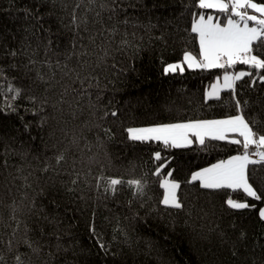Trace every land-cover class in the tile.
<instances>
[{"label":"trees","instance_id":"trees-1","mask_svg":"<svg viewBox=\"0 0 264 264\" xmlns=\"http://www.w3.org/2000/svg\"><path fill=\"white\" fill-rule=\"evenodd\" d=\"M201 13L225 21L198 0H0V264H264V165H249L256 200L189 182L243 151L228 139H128L132 127L236 115L237 101L264 135V82L247 65L232 67L252 75L219 99L204 92L224 69L165 73L186 52L199 57ZM164 177L182 208L161 203ZM113 178L123 183L106 190Z\"/></svg>","mask_w":264,"mask_h":264},{"label":"snow or ice","instance_id":"snow-or-ice-1","mask_svg":"<svg viewBox=\"0 0 264 264\" xmlns=\"http://www.w3.org/2000/svg\"><path fill=\"white\" fill-rule=\"evenodd\" d=\"M198 6L201 9H214L223 14L226 22L214 20L212 15L205 17L203 13L199 14V19L194 20L191 32L196 33L199 39V57L190 53L184 54V61L189 68L224 69L223 87L225 89H234L236 81L245 76L252 75L251 72L229 73L227 69L237 64L247 65L254 70L259 79L264 82V58L254 55L258 47H264V3H258L256 0H198ZM254 13V14H253ZM73 22H76L75 13H73ZM15 55V53H12ZM179 69L183 71L180 64L168 65L164 71L168 73ZM8 91L12 93V99L20 95V90L9 87ZM220 88L212 85L211 92H206V99H219ZM235 99V96L233 97ZM236 102L238 114L224 120L212 121H189L185 123L165 124L147 128H129L128 139L131 141L162 142L168 148L186 147L193 143L190 137H195L201 144H205V138L212 140H226L238 145L243 151L227 160H222L211 167L204 168L192 174L190 183L199 181L202 189L221 190L232 189L242 190L246 197H252L260 200L253 185L249 182V165H264V135L253 130L252 124L242 114V108L246 106ZM117 116L115 111L105 113V116ZM229 133L238 134L241 139H229ZM257 156L258 159H252ZM155 160H161L159 152L154 154ZM64 160V156L57 157V163ZM166 167V163H161L156 174ZM172 175L171 172L168 173ZM76 183L75 180L72 181ZM108 189L116 190V186L123 183L119 179L108 180ZM99 185V178L97 180ZM130 187L135 189L136 193H143V185L139 180L128 181ZM160 187L163 188L164 195L161 203L166 207L180 209L182 203L177 197L179 183L175 181H161ZM226 205L230 209L241 210L254 207L247 202H237L231 198L226 200ZM259 217L264 220V208L259 209ZM243 236V234H241ZM27 243V242H26ZM31 247V244H28ZM233 255H236L234 252ZM17 264H22L19 256L16 257Z\"/></svg>","mask_w":264,"mask_h":264},{"label":"crops","instance_id":"crops-1","mask_svg":"<svg viewBox=\"0 0 264 264\" xmlns=\"http://www.w3.org/2000/svg\"><path fill=\"white\" fill-rule=\"evenodd\" d=\"M253 14H254V13H253ZM208 15H211V14H208ZM208 15H205V17H207ZM212 16H213V15H212ZM213 18H214V20H218V19H216L214 16H213ZM198 19H199V16H198L195 20H198ZM193 22H194V21H193ZM224 22H226V20H225ZM192 24H193V23H192ZM197 40H198V45H199L198 35H197ZM172 64H180L183 68H184V67H188L187 63L184 61V55H183V58H182L181 61H179V62H175V63H172ZM169 65H171V64H169ZM177 70H179V69H177ZM241 71H245V70H244V69H241V68H235V69L232 68V69L229 70L228 72H229V73H237V72H241ZM224 74H225V72H224L223 74H221L220 76L216 77V78H215V79L209 84V86L206 88V90H205V92H204L205 97H206V92H211L212 85H214V84L217 85V86L220 88V92H221V90L225 89V88L223 87V84H224V81H223ZM236 115H237V114H236ZM236 115H231V116H227V117H219V118L188 120V121L173 122V123L153 124V125L138 126V127H132V128H147V127H154V126L165 125V124L185 123V122H189V121H212V120H224V119H227V118H229V117L236 116ZM227 135H228L229 139H231V138H238V139H241V140H242V137H239L238 134H235V133H229V134H227ZM190 138L193 140V142H198V141L196 140L195 137H190ZM235 155H238V154H234V155L228 156V157H226V158L223 159V160H227V159H229L230 157L235 156ZM252 159H258V157H257V156H252ZM220 161H222V160H219V161L214 162V163H212V164H210V165H208V166H206V167H203V168H200V169H197V170L193 171V172L191 173V177H192V174H193L194 172L200 171V170H202V169H204V168L211 167L213 164H216V163H218V162H220ZM198 182H199V181H198Z\"/></svg>","mask_w":264,"mask_h":264},{"label":"rangeland","instance_id":"rangeland-1","mask_svg":"<svg viewBox=\"0 0 264 264\" xmlns=\"http://www.w3.org/2000/svg\"><path fill=\"white\" fill-rule=\"evenodd\" d=\"M164 180L175 181V180L169 179L168 177H164V178L161 179V181H164ZM161 181H160V183H161ZM164 191L165 190L163 189V195H164ZM162 199H163V196H162ZM261 208H264V206H262Z\"/></svg>","mask_w":264,"mask_h":264}]
</instances>
